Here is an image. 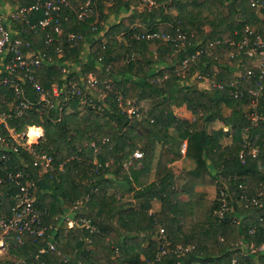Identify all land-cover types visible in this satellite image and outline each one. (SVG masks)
<instances>
[{
    "label": "trees",
    "instance_id": "1",
    "mask_svg": "<svg viewBox=\"0 0 264 264\" xmlns=\"http://www.w3.org/2000/svg\"><path fill=\"white\" fill-rule=\"evenodd\" d=\"M34 1L17 0L20 5ZM82 1L69 0L59 12V57L54 55L59 42H46L53 23L19 36L33 49L49 50L59 63L70 62L67 76L57 65L39 68L48 96L54 83H82L89 73L108 79L112 91L102 97L100 82L92 87L91 103L81 104L73 96L61 111L29 108L13 121L41 125L43 137L35 147L54 157L49 171L34 166L25 150L12 153L9 164L34 180L35 205L47 211L43 219L51 226L56 250L39 252L44 242L26 240L10 249L14 259L4 264H230L233 257L241 264H264V74L262 88L252 95L248 88L257 89L258 69L245 48L238 47L245 36L264 38V0H258L259 6L251 0H154V5L141 7L140 0H94L95 17L80 21L75 8ZM42 16L41 10L29 14L31 20ZM68 32L81 38L68 40ZM152 32L159 34L145 36ZM163 33H181L184 41L165 39ZM204 77L210 88L198 85ZM24 88L29 100H37L30 83ZM241 89L242 95H234ZM113 91L136 103L150 100L151 106L129 117ZM182 105L195 114L193 120L175 114L173 108ZM253 109L256 121L250 119ZM214 120L231 130L229 143L222 141V128L208 131ZM247 142L258 152L242 160L238 153ZM135 150L140 157L133 155ZM182 156L194 164L180 186L188 195L185 200L177 197L171 167ZM59 163L63 169L57 168ZM207 184L216 185V197H198L195 203V187ZM117 186L125 188L129 200L120 201ZM220 186L228 192L229 209L217 219L213 210L220 204ZM14 190L13 183L0 184V201L8 204ZM241 193L254 195L258 203H237ZM154 199L160 207L150 212ZM68 209L74 225L54 230L56 214ZM250 243L258 249L244 252ZM162 247L166 250L160 254Z\"/></svg>",
    "mask_w": 264,
    "mask_h": 264
},
{
    "label": "built area",
    "instance_id": "2",
    "mask_svg": "<svg viewBox=\"0 0 264 264\" xmlns=\"http://www.w3.org/2000/svg\"><path fill=\"white\" fill-rule=\"evenodd\" d=\"M143 2V3H142ZM69 0H35L29 5H20L17 0H0V184L13 183L15 190L9 192V203L5 204L0 201V252L11 248H16L23 244L26 240H40L45 246L39 249V252L55 251V240L52 234L48 232L51 227L44 222L43 217L47 214L46 209L35 205L36 185L30 177V173L21 168L12 167L9 159L12 153H18L19 150H25L33 156V165L38 166L41 171H49L54 169L52 154L36 149L35 145L43 137L44 130L41 125L35 123H23L18 126L13 123L14 120L22 117L29 108L42 113L54 107H58L61 111L63 105L68 103L71 97L80 98L81 104L91 103L92 87L102 82L105 91L100 95L104 97L107 92L112 91L108 79L101 81L94 74L89 73L83 78V82L69 80L64 84L54 83L52 85L51 94L48 96L43 85L40 83L37 72L41 66L57 65L59 71L67 76L72 69L69 68L70 62L56 61L46 51L33 49L29 40L19 36L23 31L43 29L53 23L52 31L47 32L46 42L57 40L58 45L55 46L56 57L61 55L63 30L58 22V15L62 6L68 5ZM143 5L152 6L154 0H140ZM94 0H83L75 8V16L80 21L95 17ZM251 5L259 6L258 0H251ZM32 10L43 11V16L31 20L29 14ZM97 21V19H95ZM251 33V31H248ZM159 33H146V37L157 36ZM68 40L80 39L81 34L68 32L66 33ZM134 36L138 37L137 34ZM161 36L165 39L184 41V35L181 33L174 37L170 33H163ZM240 49H244L246 54L252 56V62L257 66L259 76L255 80L256 90L248 88L249 92L256 96L259 89L262 88V78L264 74V38L257 36L249 39L245 36L238 43ZM251 74L248 69L247 75ZM30 83L37 91V100H29L26 97L24 83ZM214 85V83H213ZM121 111H125L129 117L138 114V106L134 100L124 99L121 92L113 91ZM244 89L234 91V95H242ZM255 101V98H252ZM100 107V106H99ZM258 114L253 109L250 113V119L256 121ZM34 127L35 131L30 135L29 128ZM31 137L34 141H31ZM105 140V138L103 139ZM92 145L95 143L92 141ZM185 149V141L182 143L181 150ZM258 149L250 143H246L239 150V157L243 160L245 156L255 157ZM141 151L135 150V157L141 156ZM260 169L262 165H259ZM58 169H63V163H59ZM97 171V167H94ZM263 182H264V172ZM218 199L220 204L213 210V215L217 219H221L223 214L229 209L228 192L224 187L219 188ZM237 203L248 205L249 202L258 203V199L254 195L241 193L236 198ZM264 222V216L260 217ZM69 223L71 219L68 218ZM255 226L248 229L250 234L254 233ZM163 229H160L162 232ZM242 243H245L244 241ZM186 248L179 247V251ZM258 249L252 243L244 245V252L255 251ZM165 248L160 249V254L165 252ZM44 264H50L44 262ZM138 264V263H135ZM230 264H241L236 257H233Z\"/></svg>",
    "mask_w": 264,
    "mask_h": 264
},
{
    "label": "rangeland",
    "instance_id": "3",
    "mask_svg": "<svg viewBox=\"0 0 264 264\" xmlns=\"http://www.w3.org/2000/svg\"><path fill=\"white\" fill-rule=\"evenodd\" d=\"M143 3V2H142ZM139 4V6L138 7H141L143 4ZM89 44V42H87V44H86V46ZM84 56H86V55H84ZM198 85L200 86V87H204V88H210V86H211V81L207 78V77H204L203 79H201L200 81H198ZM132 100H135L134 98H131ZM135 104L138 106V108H141L142 110H147V109H149L150 108V106H151V101L150 100H142V101H140L139 103H136L135 102ZM83 107H80V111L81 110H83L82 109ZM174 109V112H175V114L178 116V117H180V118H184V116H183V114H182V112H184V110L181 108H179V106L178 107H174L173 108ZM82 112V111H81ZM224 112H226V113H228L229 112V109L228 108H226V109H224ZM188 114H189V112H187ZM190 115V114H189ZM195 115V114H194ZM192 117H193V115H192ZM195 118V117H194ZM221 125V124H220ZM217 126L216 125V122L215 123H213V126H210V127H213V128H210V127H208L207 129H208V131H209V128H210V130H212V131H215V130H218V127H219V129H221L222 127L223 128H225L224 126ZM222 128V129H223ZM224 130V129H223ZM224 131H229V130H224ZM229 133H230V131H229ZM228 132H227V135L229 134ZM224 141H229L230 142V136L228 135V136H225L224 135ZM223 138H222V141H223ZM159 147H160V144H157L156 145V149H159ZM140 151V150H139ZM192 161V160H191ZM190 161V159H187V158H185L184 160H180L179 162H176L175 164H172V168H173V170H174V172H175V182H176V186L178 187V194H177V197L179 198V199H186V196H184L183 194H181V192H180V189H181V185L184 183V181H185V174H186V171L187 170H189L190 168H192L193 167V161L191 162ZM209 189L211 190V196H206L207 198L208 197H212V198H215L216 197V189H215V186H211V187H209ZM193 200H194V202L196 203L197 202V198L195 197V196H193ZM12 259H14V255H10V251L8 250V252H6V251H3V252H0V264H4L6 261H8V260H12Z\"/></svg>",
    "mask_w": 264,
    "mask_h": 264
},
{
    "label": "crops",
    "instance_id": "4",
    "mask_svg": "<svg viewBox=\"0 0 264 264\" xmlns=\"http://www.w3.org/2000/svg\"><path fill=\"white\" fill-rule=\"evenodd\" d=\"M179 108L181 109H183L184 110V112H182V114H183V116H184V118H186V119H188V120H193L194 119V117H195V115L190 111V110H188L184 105H182V106H179ZM187 112H189V114L187 113ZM192 115H193V117H192ZM216 122V125L217 126H219L220 124V126H224L223 125V123L222 122H220L219 120H214V121H212L209 125H208V127H210V126H213V123H215ZM207 127V128H208ZM225 127V126H224ZM210 128H213V127H210ZM210 128H209V132H211L212 130H210ZM223 128V127H222ZM32 129H35V128H32ZM218 129H219V127H218ZM224 130H227V127H225V128H223ZM228 133H229V131H227ZM227 132H226V136H230V138H231V130H230V133L227 135ZM223 142L226 144V143H229V141H224V138H223ZM185 158H187V157H185V156H182L179 160H177V161H175V162H173V163H171V166H172V164H175L176 162H179L180 160L182 161V160H184ZM187 159H189V158H187ZM190 161H191V159H190ZM192 162V161H191ZM154 167L151 169V173H150V180L151 179H153V174H154ZM211 186H215V189H216V185L215 184H207V185H197L196 187H195V189H194V194H193V196H195L196 198H198V197H204V198H207L206 196L208 195V196H211V190L209 189V187H211ZM115 188L114 187H112L110 190H114ZM117 191H118V198L120 199V201L121 202H125L126 200H129L130 198H128L127 197V195L126 194H124L125 192H124V187L123 186H117ZM119 191H121L120 192V194H122V195H120V197H119ZM181 194H183L184 196H186V199L188 198V195H187V193H185V192H182L181 191ZM208 198H210V199H212V197H208ZM182 200H185V199H182ZM132 201H133V198H132ZM160 207V201L158 200V199H154V200H152V205H151V208L149 209V211L150 212H152V211H156V210H158V208ZM71 213H72V210L71 209H68V210H65L64 211V213H62L61 215H59V214H56V216H55V219H56V226H55V228H54V230H56V229H67V228H70V227H72L73 225H74V222H73V219H72V216H71ZM197 214H198V212H197V209H195V216L197 217ZM68 218L69 219H71V223H69V221H68ZM86 225H88L87 223H86ZM264 247V244H262L261 246H260V249H262ZM197 264V263H196Z\"/></svg>",
    "mask_w": 264,
    "mask_h": 264
},
{
    "label": "bare ground",
    "instance_id": "5",
    "mask_svg": "<svg viewBox=\"0 0 264 264\" xmlns=\"http://www.w3.org/2000/svg\"><path fill=\"white\" fill-rule=\"evenodd\" d=\"M34 131H35V129H32V128H31V129L29 130V134L31 135ZM31 141H34V138L31 137Z\"/></svg>",
    "mask_w": 264,
    "mask_h": 264
}]
</instances>
